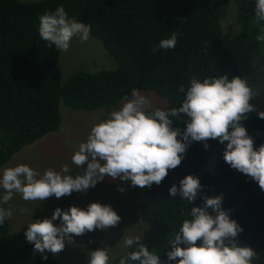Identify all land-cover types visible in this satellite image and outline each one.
Here are the masks:
<instances>
[{"label": "trees", "instance_id": "16d2710c", "mask_svg": "<svg viewBox=\"0 0 264 264\" xmlns=\"http://www.w3.org/2000/svg\"><path fill=\"white\" fill-rule=\"evenodd\" d=\"M231 1L0 0V168L24 147L58 131L61 105L109 114L136 88L163 101L158 108L170 109L181 105L184 97L178 88L184 84L187 89L191 76H198L201 82L206 77L223 76L246 81L239 63L223 45L221 23ZM235 4L245 47L264 55V41L256 39L262 34L264 22L255 20V0H235ZM61 5L70 19L91 26L90 36L101 42L113 69L76 72L61 81L59 50L48 47L38 33V18ZM174 31L180 33L175 48L154 53L152 49ZM250 103L260 111L254 99ZM173 120L174 128H186ZM242 125L254 139L255 147L264 144V120L258 118L257 112L249 113ZM207 143V150L202 142L191 143L181 165L169 170L160 185L141 189L121 181L131 195L141 200V221L155 228V233L142 238L141 243L155 251L164 264H176L168 262L165 253L182 221L190 218L181 212L202 206L203 199L199 197L223 194V210L243 229L236 243L251 247L259 255L253 264H264V191L225 163L227 142ZM188 175L198 177L202 186L199 197L191 204L169 195L170 187L179 186V181ZM73 201V195L60 199L46 218H51L57 207L67 210ZM209 213L215 215L211 209ZM54 223L58 225L59 221ZM135 247L134 244L124 254ZM33 248L26 242L24 232H9L7 220L0 225V264H59L54 255L34 254ZM42 255L48 259L42 260ZM120 257L113 264H118Z\"/></svg>", "mask_w": 264, "mask_h": 264}, {"label": "clouds", "instance_id": "9594fccd", "mask_svg": "<svg viewBox=\"0 0 264 264\" xmlns=\"http://www.w3.org/2000/svg\"><path fill=\"white\" fill-rule=\"evenodd\" d=\"M255 20L264 22V0H255ZM38 33L41 40L59 51L67 52L73 38L82 43L90 39L91 26L70 19L61 5L39 18ZM256 39L264 41V29ZM180 33L172 32L170 38L162 39L152 51L174 49ZM132 99L124 96L118 110L109 113L107 119L93 125L86 140L79 144L71 156L76 168L84 169L75 178L72 169L63 165L60 171L49 168L43 173L25 164L0 170V225L9 220L14 209L4 207L16 194L25 202H43L48 198L60 199L73 192L83 193L94 188L105 177L130 182L133 188H150L160 185L169 170L181 165L187 148L193 142L216 140L226 147L223 160L232 169L249 177L264 191V144L255 147L242 121L248 114L257 112L264 120V111H258L250 101L253 92L244 79L227 76L215 78L191 76L187 89L178 88L183 94L179 107L152 109L151 101L136 88ZM175 118L186 125L182 131L173 127ZM118 191L123 192V188ZM202 191L198 177L188 175L179 186L169 189L171 197L193 203ZM203 199L202 206L181 212L187 215L174 238L168 241L170 250L165 255L168 262L176 264H253L259 255L247 246L236 243L243 231L240 225L223 210V194ZM211 209L212 215L209 213ZM27 209H20L21 213ZM121 217L109 205L91 203L86 209L75 206L62 210L57 207L51 218L35 220L24 232L27 243L34 245L33 253L56 255L64 250L66 241L93 232L116 227ZM54 221H59L55 224ZM119 258L118 264H164L155 251L141 243V237H123V247L133 248ZM183 245V247H181ZM88 264H110L108 249H97L89 254ZM47 260V255L41 256Z\"/></svg>", "mask_w": 264, "mask_h": 264}, {"label": "rangeland", "instance_id": "374dc122", "mask_svg": "<svg viewBox=\"0 0 264 264\" xmlns=\"http://www.w3.org/2000/svg\"><path fill=\"white\" fill-rule=\"evenodd\" d=\"M18 1L34 3L40 0ZM236 19V4L235 0H232L227 16L221 23L223 45L239 63L247 86L254 94L253 99L256 106L260 111H264V55L261 52L247 50L239 35ZM113 68V62L101 42L91 36L87 42L83 43L78 38H73L67 52L59 51L58 69L61 81L76 72L96 73ZM141 93L151 101L152 108L164 105V102L154 94ZM129 99H132V96ZM120 106L121 104L112 111L118 110ZM60 115L61 123L57 132L47 134L33 144L24 147L13 155L0 170L25 164L43 173L49 168L60 171L61 167L67 164L72 169L69 175L73 178L83 174L87 165L76 168L71 163V156L78 149L79 144L86 140L91 127L107 119L109 114H105L101 110H71L61 105ZM119 188H123L124 191H118ZM2 194V190H0V195ZM71 195L74 196V201L70 207L86 209L91 203L109 205L121 217V220L116 227L103 231L97 229L85 235L76 236L71 244L66 241L64 250L54 255L59 264H88V254L91 251L104 248L108 249L111 257L110 264H113V261L128 249L123 247V237L139 236L142 239L155 233L154 227L140 219L141 200L131 195L119 178L112 180L110 177H105L104 181L98 182L94 188H89L83 193L73 192ZM60 199L52 197L43 202H25L19 194H16L7 205H3L6 208L14 209L12 217L7 220L9 232L11 234L25 232L29 223L37 219H45ZM22 208L27 211L21 213L20 209Z\"/></svg>", "mask_w": 264, "mask_h": 264}]
</instances>
